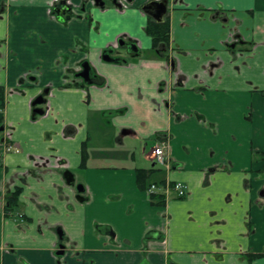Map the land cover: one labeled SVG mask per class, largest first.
Wrapping results in <instances>:
<instances>
[{"label":"crops","instance_id":"obj_1","mask_svg":"<svg viewBox=\"0 0 264 264\" xmlns=\"http://www.w3.org/2000/svg\"><path fill=\"white\" fill-rule=\"evenodd\" d=\"M103 1L0 0V264H264V0Z\"/></svg>","mask_w":264,"mask_h":264},{"label":"trees","instance_id":"obj_2","mask_svg":"<svg viewBox=\"0 0 264 264\" xmlns=\"http://www.w3.org/2000/svg\"><path fill=\"white\" fill-rule=\"evenodd\" d=\"M146 32L149 36H151L153 41V51L155 55L158 57H165L167 58L168 54V47H169V40H170V22L169 19H165L163 23H158L155 20H153L151 17H149V21L146 26ZM165 47V49H163ZM95 80L101 81L104 80L103 78H95ZM5 105V88L3 86H0V108H3ZM87 159V154L85 151H83V160L81 166H86L85 162ZM153 169H139L138 170V180L139 183H141L142 186H144L146 189L152 184V183H162L161 182H150V177L153 173ZM144 182L146 184L144 185ZM20 193V189H17L15 192H13L11 195L7 196V200L5 203V212L11 213L12 209L18 204V195ZM151 201L157 202V203H164L165 199L160 193H154L150 195Z\"/></svg>","mask_w":264,"mask_h":264},{"label":"built area","instance_id":"obj_3","mask_svg":"<svg viewBox=\"0 0 264 264\" xmlns=\"http://www.w3.org/2000/svg\"><path fill=\"white\" fill-rule=\"evenodd\" d=\"M5 148L7 151L17 150L18 147L9 142H5ZM155 162L160 165L167 166L169 161L168 144L162 142L157 145L152 151ZM187 186L182 182H170L164 181L162 183H152L146 190L149 196L154 193H160L167 201L172 196L175 198H182L185 196Z\"/></svg>","mask_w":264,"mask_h":264},{"label":"water","instance_id":"obj_4","mask_svg":"<svg viewBox=\"0 0 264 264\" xmlns=\"http://www.w3.org/2000/svg\"><path fill=\"white\" fill-rule=\"evenodd\" d=\"M112 1L114 4L117 3V0H112ZM94 2L96 4H99V5H104L103 0H94ZM142 9L147 15L152 17L153 20H155L158 23H163L165 21L166 15L168 14V0H151L148 3H146L145 5H143ZM128 46H129V48H131V46H133V44H129ZM163 49H165V47H163ZM78 76L80 78H82L83 81L87 84H92V83H98L99 84V83L103 82V80L98 81V80H95V78L91 77L90 65L88 62H85L82 65V71L78 73ZM41 102H42V97L39 99H36L34 101V104H38ZM64 174H65L67 183L70 185H73L75 183V179H74L73 174L70 171H66ZM77 189L79 191H81L82 187L78 186ZM60 253H63V251Z\"/></svg>","mask_w":264,"mask_h":264},{"label":"flooded vegetation","instance_id":"obj_5","mask_svg":"<svg viewBox=\"0 0 264 264\" xmlns=\"http://www.w3.org/2000/svg\"><path fill=\"white\" fill-rule=\"evenodd\" d=\"M82 71V70H81ZM81 71H79V72H81ZM63 251V253H60V252H62ZM65 250H64V248H61L60 249V251H59V253H57V254H59V255H63L65 252H64Z\"/></svg>","mask_w":264,"mask_h":264}]
</instances>
